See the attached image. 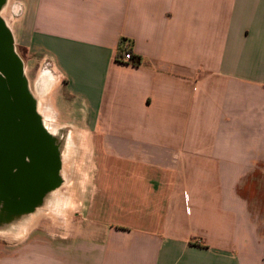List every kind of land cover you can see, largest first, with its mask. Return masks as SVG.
I'll list each match as a JSON object with an SVG mask.
<instances>
[{
  "label": "crops",
  "instance_id": "crops-1",
  "mask_svg": "<svg viewBox=\"0 0 264 264\" xmlns=\"http://www.w3.org/2000/svg\"><path fill=\"white\" fill-rule=\"evenodd\" d=\"M23 2L93 197L0 264H264V0Z\"/></svg>",
  "mask_w": 264,
  "mask_h": 264
},
{
  "label": "rangeland",
  "instance_id": "rangeland-1",
  "mask_svg": "<svg viewBox=\"0 0 264 264\" xmlns=\"http://www.w3.org/2000/svg\"><path fill=\"white\" fill-rule=\"evenodd\" d=\"M25 6L23 0H2L0 17L10 29L15 50L24 60V70L29 87L36 99L38 110L47 122L50 117V97L58 84V74L50 70L48 61L23 43L25 37ZM32 72V73H31ZM52 123V124H51ZM49 122V131L59 145L61 152V183L43 195L31 213H13L6 210L0 197V253L15 255L17 249L36 236L44 233L48 237L67 238L73 234V213L75 219L84 220L90 212L92 202V150L89 134L78 132L56 122ZM59 222L57 220V215ZM56 220L55 227L50 220ZM44 228L47 231L39 230ZM55 228V229H53Z\"/></svg>",
  "mask_w": 264,
  "mask_h": 264
},
{
  "label": "water",
  "instance_id": "water-1",
  "mask_svg": "<svg viewBox=\"0 0 264 264\" xmlns=\"http://www.w3.org/2000/svg\"><path fill=\"white\" fill-rule=\"evenodd\" d=\"M24 67L0 17V197L15 214L33 211L62 180L59 145L39 113ZM21 162L33 164L26 178Z\"/></svg>",
  "mask_w": 264,
  "mask_h": 264
},
{
  "label": "built area",
  "instance_id": "built-area-1",
  "mask_svg": "<svg viewBox=\"0 0 264 264\" xmlns=\"http://www.w3.org/2000/svg\"><path fill=\"white\" fill-rule=\"evenodd\" d=\"M120 59L123 62H129V63L135 62L136 63L133 53L131 51H128V50L123 53V55L121 56Z\"/></svg>",
  "mask_w": 264,
  "mask_h": 264
},
{
  "label": "flooded vegetation",
  "instance_id": "flooded-vegetation-1",
  "mask_svg": "<svg viewBox=\"0 0 264 264\" xmlns=\"http://www.w3.org/2000/svg\"><path fill=\"white\" fill-rule=\"evenodd\" d=\"M28 161V160H27ZM33 164H30V163H26V162H21V166L23 167V166H25V168H23L24 169V177L26 178V172L28 171V168L30 167V166H32ZM26 171V172H25Z\"/></svg>",
  "mask_w": 264,
  "mask_h": 264
},
{
  "label": "bare ground",
  "instance_id": "bare-ground-1",
  "mask_svg": "<svg viewBox=\"0 0 264 264\" xmlns=\"http://www.w3.org/2000/svg\"><path fill=\"white\" fill-rule=\"evenodd\" d=\"M32 73V72H31ZM39 101V98L37 99V102ZM44 123H45V125H46V127L48 128V130H49V127H48V124H47V122H46V119H44Z\"/></svg>",
  "mask_w": 264,
  "mask_h": 264
},
{
  "label": "trees",
  "instance_id": "trees-1",
  "mask_svg": "<svg viewBox=\"0 0 264 264\" xmlns=\"http://www.w3.org/2000/svg\"><path fill=\"white\" fill-rule=\"evenodd\" d=\"M138 59H139V58H138ZM138 59H137V60H135V61H137V63H138V62H140V60H138Z\"/></svg>",
  "mask_w": 264,
  "mask_h": 264
}]
</instances>
